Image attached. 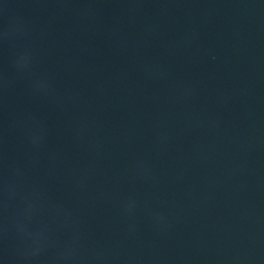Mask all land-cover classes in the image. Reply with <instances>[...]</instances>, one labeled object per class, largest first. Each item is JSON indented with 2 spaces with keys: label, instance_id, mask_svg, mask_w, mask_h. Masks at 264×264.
<instances>
[{
  "label": "water",
  "instance_id": "95a60500",
  "mask_svg": "<svg viewBox=\"0 0 264 264\" xmlns=\"http://www.w3.org/2000/svg\"><path fill=\"white\" fill-rule=\"evenodd\" d=\"M0 264H264V0H0Z\"/></svg>",
  "mask_w": 264,
  "mask_h": 264
}]
</instances>
